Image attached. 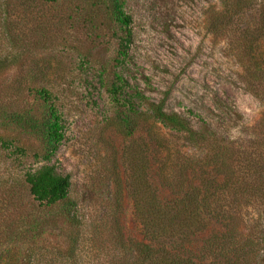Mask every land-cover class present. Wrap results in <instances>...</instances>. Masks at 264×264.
<instances>
[{
    "label": "rangeland",
    "instance_id": "1",
    "mask_svg": "<svg viewBox=\"0 0 264 264\" xmlns=\"http://www.w3.org/2000/svg\"><path fill=\"white\" fill-rule=\"evenodd\" d=\"M121 1L123 11L131 17L132 33L122 64L115 59L124 29L104 5L96 3L98 0H35L30 13L12 17L15 35L24 42L14 50L20 64L0 73V100L4 111L26 107L40 113V104L23 88L27 80L53 94L64 139L50 164L70 177L68 204L79 237L76 252L69 256L68 236L54 226L60 207L41 208L40 220L48 223L41 230L42 236L8 243L10 233L34 214L36 207L22 175L43 164H35L32 155L42 150L45 141L0 118V137L26 151L22 157L0 146V264H20L27 250H32L31 264H106L117 254L114 244L119 236L115 233L123 241L145 242L133 215L132 169L140 171L147 163L149 180L160 198L168 200L172 193L159 178L165 159L170 155L166 165L175 164L176 149L202 158L182 134L164 129L150 118L147 104L142 103L136 129L127 134L108 92L115 73L129 83L130 93H141L148 103L163 101L165 111L181 114L194 127L203 121L201 125L208 124L216 138L232 143L235 150L249 152L247 141L253 139L264 112L263 100L252 92L255 82L251 78L245 81L243 71L249 55L264 67V41H259L248 56L239 46L241 30L249 18L236 15L224 20L223 27L214 32L208 21L213 12L222 9L219 0ZM5 52L6 43L0 37V54ZM153 133L165 138L169 153L152 139ZM201 170L196 166L189 176L192 184L200 183ZM216 180L221 177L216 176ZM262 207L258 203L243 205L240 222L245 235L251 230L262 239L256 254L264 261V214L259 217ZM218 231L220 226L211 224L193 237L190 250L197 254L202 242ZM212 261L208 257L207 262Z\"/></svg>",
    "mask_w": 264,
    "mask_h": 264
},
{
    "label": "trees",
    "instance_id": "2",
    "mask_svg": "<svg viewBox=\"0 0 264 264\" xmlns=\"http://www.w3.org/2000/svg\"><path fill=\"white\" fill-rule=\"evenodd\" d=\"M42 1L56 3L60 0ZM219 1L222 9L212 13L208 21L209 29L215 32L223 27L222 23H226L224 20L227 21L236 15L240 18L247 16L250 22L241 30L242 41L239 46L246 56L252 54L259 41H264V0ZM34 3L35 0H0V37L6 43L8 51L0 54V73L21 62L14 50L24 41L15 35L12 17L17 13H30V7ZM96 3L104 5L106 12L124 29V36L119 38L115 59L117 63L122 64L127 59L132 40L131 17L123 11L121 0H98ZM253 58V55H249L243 66L245 81L251 78L252 83L255 82L252 92L264 102V67H260L259 60L252 61ZM114 77L115 81L108 92L118 109L120 122L126 128L127 134H132L136 129L135 119L140 118L141 105L147 104L150 118L164 129L182 134L189 146L201 152L205 161L201 163L203 159L200 156L187 152L179 153V149L175 148L178 156L176 163L166 165V162L171 160L169 155L159 175L162 185L172 193L173 197L168 200L160 198L149 180L147 163L140 171L132 169L130 190L133 215L141 227L145 242L123 241L122 236L115 233L119 236L113 237L119 240L114 244L117 254L106 264L264 263L256 254L260 250L258 246L263 243L262 239L251 230L250 234L245 235L241 231L240 222L243 218V205L258 203L264 209V112L257 123L253 139L247 141L249 152L246 149L238 151L232 143L216 138L209 130L211 127L208 124L201 125L203 121L198 127H194L191 121L181 114L165 111L163 101L148 103L141 93H130V85L121 74L115 73ZM23 88L34 102L40 104V113L34 108L26 107L19 111H4V103L0 100V118L26 134L42 137L45 146L32 155L35 164H43L27 169L22 175L33 207H36L34 214L10 233L8 243L12 244L26 236L31 239L36 234L41 237V230L48 225L45 220H40L38 213L43 211L41 208L53 210L60 207V214L57 219H53L56 221L54 226L61 228L63 234L68 236L66 253L73 256L77 250L79 236L75 231V216L68 204L70 177L61 174L54 164H50L52 156L64 139L62 118L54 105L53 94L46 87L27 80ZM152 139L169 153L170 149L165 147L164 137L153 133ZM0 146L4 150H11L12 155H26L23 147L14 146L12 141L3 137H0ZM196 166L203 170L199 172L200 183L192 184L189 176L195 172ZM211 174L212 178L209 179ZM216 176H220L221 180L217 181ZM185 180L189 183L185 184ZM13 188L8 192L9 201ZM263 214L264 211L259 217ZM63 224L66 229H71L69 233ZM211 224H218L220 231L204 240L197 254L193 253L189 248L193 237ZM31 251L27 250L25 255L23 254L20 264H31ZM208 257H212L213 261L208 263Z\"/></svg>",
    "mask_w": 264,
    "mask_h": 264
}]
</instances>
